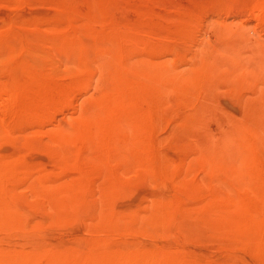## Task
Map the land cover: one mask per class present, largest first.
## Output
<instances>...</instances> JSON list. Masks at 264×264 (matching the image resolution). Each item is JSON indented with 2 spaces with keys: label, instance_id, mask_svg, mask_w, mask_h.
<instances>
[{
  "label": "rangeland",
  "instance_id": "obj_1",
  "mask_svg": "<svg viewBox=\"0 0 264 264\" xmlns=\"http://www.w3.org/2000/svg\"><path fill=\"white\" fill-rule=\"evenodd\" d=\"M0 264H264V0H0Z\"/></svg>",
  "mask_w": 264,
  "mask_h": 264
}]
</instances>
